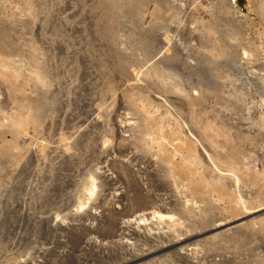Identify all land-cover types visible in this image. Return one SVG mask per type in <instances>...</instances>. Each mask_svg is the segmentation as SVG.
Returning a JSON list of instances; mask_svg holds the SVG:
<instances>
[{"label":"rangeland","instance_id":"1","mask_svg":"<svg viewBox=\"0 0 264 264\" xmlns=\"http://www.w3.org/2000/svg\"><path fill=\"white\" fill-rule=\"evenodd\" d=\"M0 122V264H264V0H0Z\"/></svg>","mask_w":264,"mask_h":264},{"label":"bare ground","instance_id":"2","mask_svg":"<svg viewBox=\"0 0 264 264\" xmlns=\"http://www.w3.org/2000/svg\"><path fill=\"white\" fill-rule=\"evenodd\" d=\"M12 117L13 118H11L10 119L11 121L9 122L11 124V126L17 127L18 129H22L26 125L22 120H19L18 118L14 117L13 115H12ZM1 124L2 123L0 122V126H1ZM124 162L127 163V161H124ZM117 164H119V167L120 168H122L121 166L124 167V165H125V164L124 165H121L119 162L116 163V165ZM122 169H121V171H122ZM92 183H93V185H92L93 187H91L89 189L90 195L93 194V190H94V187H95L94 181ZM114 202H112V201H106L104 203V205H103V213L101 215L103 222L106 225H108V227H109L108 228V230H109L108 231L109 232V236H115L116 233L118 232V229H122L123 227H127V228H129L131 230L132 229H135L136 228V226H135L136 223L138 225H140L142 219L143 220H147V219H153L154 217H157L159 219H163L164 216H165L164 214H161L160 212H156V211L150 210V211L143 212L139 216H134V217H131V218L129 217V218H126V219H124L123 221L120 222V219L122 217H124V216H132L134 214V212L131 211V212H128L127 214H124L123 213L124 206H122V201H121V203H119V205H116ZM84 204H86V203H81V207H83ZM149 216H151V217H149ZM85 231H90V229L89 228H85ZM70 262L69 261H66L64 264H71Z\"/></svg>","mask_w":264,"mask_h":264}]
</instances>
